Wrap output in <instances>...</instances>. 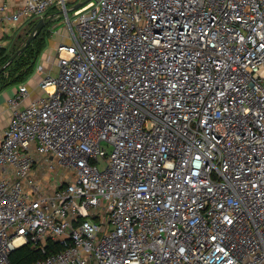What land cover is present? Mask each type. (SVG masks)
Returning <instances> with one entry per match:
<instances>
[{
  "label": "built area",
  "instance_id": "1",
  "mask_svg": "<svg viewBox=\"0 0 264 264\" xmlns=\"http://www.w3.org/2000/svg\"><path fill=\"white\" fill-rule=\"evenodd\" d=\"M5 8L0 52L18 25L70 31L7 101L0 264L50 242L34 264H264V0Z\"/></svg>",
  "mask_w": 264,
  "mask_h": 264
},
{
  "label": "trees",
  "instance_id": "2",
  "mask_svg": "<svg viewBox=\"0 0 264 264\" xmlns=\"http://www.w3.org/2000/svg\"><path fill=\"white\" fill-rule=\"evenodd\" d=\"M49 15H58V11L53 9L49 12ZM61 17V16H60ZM45 26L40 32V34L35 38V40L28 46V48L18 56L11 64L8 65L6 70L0 74V92L14 87L17 85L27 83L34 72L36 71L37 63L44 51L48 46V42L51 39V25L53 21L50 18H45ZM39 21L31 22V32L35 29ZM51 22V23H50ZM53 33V32H52ZM25 44V43H24ZM13 53L15 54L19 51L23 45ZM10 47V43H9ZM9 47L6 50L0 52V70L4 67L7 62L12 58V53H9ZM8 73V78L6 74ZM63 248L57 244L50 242L47 254H42L41 252L32 249L30 245L23 246L17 249L11 255L12 264H34L39 260H43L46 257L62 251Z\"/></svg>",
  "mask_w": 264,
  "mask_h": 264
},
{
  "label": "rangeland",
  "instance_id": "3",
  "mask_svg": "<svg viewBox=\"0 0 264 264\" xmlns=\"http://www.w3.org/2000/svg\"><path fill=\"white\" fill-rule=\"evenodd\" d=\"M72 8V4H68V10ZM73 13L69 14V18L72 19ZM52 21V20H50ZM51 23V22H50ZM31 24H25L23 26L18 25L15 28H12V32L10 36H7L6 40L10 43L9 47V53H12V57L14 56V51L18 49L22 44L26 43L28 40L29 36L31 35ZM51 39H53L55 42L62 43V44H68L69 39H68V32L70 31L69 24L67 18L65 17H58L55 21H53L51 25ZM55 46H51L50 43L48 42V46L44 53L46 54V61L43 63L42 56L38 60L37 64H42L45 68L47 69H52L53 73L55 75L59 74V67L57 65H52L51 62L57 58V53H55L54 50ZM52 50L54 52L51 54ZM52 55V56H51ZM6 77L8 78V73L6 74ZM44 78L45 76H41V73H37L36 71L32 75L31 79L27 82L29 84V87L31 89H34L36 87L37 82L39 81L40 78ZM19 85L10 87L3 92L0 93V98H6V95L11 94L15 89H17Z\"/></svg>",
  "mask_w": 264,
  "mask_h": 264
},
{
  "label": "crops",
  "instance_id": "4",
  "mask_svg": "<svg viewBox=\"0 0 264 264\" xmlns=\"http://www.w3.org/2000/svg\"><path fill=\"white\" fill-rule=\"evenodd\" d=\"M21 3H22V0H0V6L3 5L6 7L5 12L7 14H11V13L15 12L20 7ZM49 43L51 46H55L54 50L56 53L57 45L59 43L55 42L53 39H50ZM54 50H52L51 54L54 52ZM45 56H46V54L44 53V55L42 56V60H41V61H43V63L46 61L45 59H47ZM26 84L29 86L28 83H26ZM30 89H31V87H30ZM15 90L11 94L6 95V98H4V99L0 98V141L2 138V136H1L2 132L8 126V123H9L10 111H9V108L7 105V101H8V98H10L15 93ZM27 104H28V102H25V105H27Z\"/></svg>",
  "mask_w": 264,
  "mask_h": 264
},
{
  "label": "water",
  "instance_id": "5",
  "mask_svg": "<svg viewBox=\"0 0 264 264\" xmlns=\"http://www.w3.org/2000/svg\"><path fill=\"white\" fill-rule=\"evenodd\" d=\"M83 5L85 4H78L77 6H75L73 8V10H78L80 9ZM45 26V21L44 20H40L37 24V26L35 27V29L32 31L31 35L29 36L28 40L26 41V43L23 45V47L17 51L14 56L9 60V62H7V64L1 68L0 70V74L3 73L6 68L8 67L9 64H11L18 56H20L27 48L28 46L35 40V38L40 34V32L42 31V29Z\"/></svg>",
  "mask_w": 264,
  "mask_h": 264
}]
</instances>
